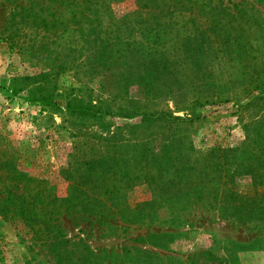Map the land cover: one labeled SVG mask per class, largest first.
Segmentation results:
<instances>
[{
	"label": "rangeland",
	"instance_id": "rangeland-1",
	"mask_svg": "<svg viewBox=\"0 0 264 264\" xmlns=\"http://www.w3.org/2000/svg\"><path fill=\"white\" fill-rule=\"evenodd\" d=\"M37 1L0 0V208L17 202L35 208L32 228L26 220H14L7 213L5 220L0 215V264H89L86 250L103 264L110 260L113 264H264V213H259L264 212V0H213V4L230 7L233 15L235 6L241 10L233 21H225V26H215L212 35L215 54L208 71L214 81L208 90L227 89L231 96L228 103L206 102L209 91L199 79H193V69L187 71L191 78L187 83L183 70L175 67L173 73H161L159 69L156 94H146V89L134 82L144 61L133 63L128 56L112 75L89 77L82 70V58L76 69L47 86L56 87L62 100L91 95L95 102L112 108L113 115L66 122L42 111L39 104L29 103L25 92H12L14 77L35 75L46 68L37 56L43 33L38 35L34 25L26 27L21 17L14 25L9 23L16 5L26 4L35 12L44 10V16L56 12L63 18H69L74 10L71 5L56 6L48 0L37 5ZM135 9V0L112 4L118 18ZM228 33L232 47L230 54L223 56L217 50ZM65 57L71 60L74 56ZM248 93L261 99L240 110L238 99L244 100ZM119 107L165 109L180 117L201 115L188 132L178 130L174 139L177 146L191 148L189 166L195 164L200 172L209 164L208 151L221 148L234 150L244 168L229 167L230 183H218L224 189L220 195L210 184L208 172L188 179L194 187L186 195H161L150 183L129 175L127 164H137L140 145L155 153L164 146L158 132L143 136L144 130L154 132L162 126L153 123L146 129L139 117L115 116ZM104 159L116 166L110 169ZM94 160L101 165L96 170L90 169L89 162ZM10 163L22 174H13ZM103 183L123 189L118 196L77 194L78 185L88 188ZM225 186H233L236 193ZM66 199L82 205L72 208L69 204V210L58 208L59 212L51 209L52 202L60 204ZM146 201L159 207L160 223L151 224L148 218L131 220L121 211L124 202L133 209ZM225 202L241 210L230 213L210 207ZM174 217L178 221L171 224Z\"/></svg>",
	"mask_w": 264,
	"mask_h": 264
},
{
	"label": "trees",
	"instance_id": "trees-1",
	"mask_svg": "<svg viewBox=\"0 0 264 264\" xmlns=\"http://www.w3.org/2000/svg\"><path fill=\"white\" fill-rule=\"evenodd\" d=\"M41 1L38 0L36 4L41 5ZM48 1L61 7L71 5L74 10H72L69 18H63L62 14L56 15V12H54L55 16L54 13L51 16H44V10L35 12L33 7H28L26 4L16 5L9 21L10 24L14 25L17 17H21L26 27L34 25V28H37V34L40 31L38 35L43 33L38 42L37 56H41L42 64L46 67L45 70L31 76L14 77L12 87L14 94L25 92L27 101L31 104H39L43 109L42 111L59 115L65 122L78 119L96 121L113 115L112 108L102 105V102H95L91 95L88 97L84 94L72 95L62 100L61 96L55 93L56 87L49 89L47 86L61 74L76 69L79 59L82 58V70L84 69L86 76L89 77L112 75L114 69L122 65L128 56L132 57L133 63L144 61L148 68L145 69L146 66L142 65L143 70L137 74L134 82H136L135 86L137 87L143 86L146 89V94L152 92L156 94L158 87L156 82L161 79L157 75L159 69L161 73H173L172 70L175 67L183 70L186 76L185 83L191 81V78L187 76V71L193 69V79H199L209 91L206 102L221 104L231 100V96L229 97L227 94L229 92L227 89L208 90L209 84L214 81L212 72L208 69L210 58L215 54L213 32L220 24L225 26V21L231 22L233 17L241 14L238 6H235L237 10L235 16L231 14L230 7L220 2L213 4V0H135L136 9L118 18L112 10V4L126 0ZM217 16H221L219 21H215ZM229 16L232 17V20L228 18ZM202 17L205 18L202 19ZM17 31L24 32L23 29H17ZM230 39V33L223 36L220 41L222 48L217 50L219 54L223 56L230 54L229 51L232 47ZM32 42L35 44L34 39ZM239 55L241 54L239 53ZM65 56L74 57L67 60ZM86 92L89 91L86 90ZM252 95L253 93L246 94L244 100L248 101L244 104L242 97L237 98V105L240 110L247 109L251 104H254V101L261 99L257 95ZM114 115L124 118L139 117L142 122L141 125L147 124L146 129L153 123L162 126L160 129H155L154 132L144 130L143 136L158 132V135L162 137V142H165L164 146H161L159 151L155 153L153 148L140 145L142 154L135 155L136 160H139L137 164H127V168L130 170L129 175H134L135 180L150 183L158 189L161 195L166 194L168 197L175 198L181 194L186 195L194 187L188 179L191 176L196 177V174L203 175L206 172H208L209 179L212 178L210 184H214L217 194L220 195L224 190L220 184L230 183L227 180L229 167L238 170L244 168L243 162L237 159L234 150L221 148L208 151L206 156L209 164L200 172L195 164L189 166L192 163L190 161L191 148H185L183 145L177 146L174 139H177L178 130L188 132L190 126L195 120L200 119L201 115L195 116V118L190 117V114H187V117H180L175 116L171 110H147L139 107H119ZM141 125H138L137 128ZM105 159L112 160V158ZM105 159L104 161L110 169L116 166L115 163L113 165L108 164ZM97 162L96 160L89 162L91 164L90 169L96 170V166H101ZM96 163L97 165H95ZM100 163L102 162L100 161ZM10 164H13V174H22L14 163ZM213 173L214 176H211ZM188 182L189 186L186 187ZM206 185L208 184L203 183V186ZM76 188L78 196H87L89 192L102 196L107 194L118 196L123 189L110 183L88 188H84L83 184ZM197 190L196 187L195 193ZM225 190H229L232 194L236 193L233 186L232 188L225 186ZM52 203L51 209L55 210L58 208L69 210L70 207L77 208L82 205L80 202L76 204L69 202L68 199L61 200L60 204ZM2 207L0 208V215L5 220H8L7 215L11 214L12 219L26 220L28 225L33 227L30 220L33 219L34 204H32V208L21 202ZM210 207L214 210L229 211L230 213L241 210V207L231 206L227 202ZM157 210L159 207L148 201L138 203L133 209L130 204L124 202L121 208V211L125 215H129L131 220L143 221L144 218H148V222L151 224L157 220L159 223L161 222L157 218ZM152 213L154 215L150 216ZM252 213L255 212L251 211L250 214ZM259 213L264 212L260 210ZM248 214L249 212L246 217ZM225 219L228 217L225 216ZM177 221L174 217L170 223L175 224ZM66 243L72 244L71 240H67ZM86 251L89 264H103L101 261L93 260L92 253ZM107 264H113L112 260Z\"/></svg>",
	"mask_w": 264,
	"mask_h": 264
}]
</instances>
